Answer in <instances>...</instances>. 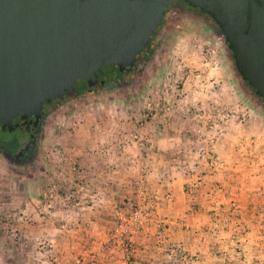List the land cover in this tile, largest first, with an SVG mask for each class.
Instances as JSON below:
<instances>
[{
	"label": "crops",
	"instance_id": "0c3cea01",
	"mask_svg": "<svg viewBox=\"0 0 264 264\" xmlns=\"http://www.w3.org/2000/svg\"><path fill=\"white\" fill-rule=\"evenodd\" d=\"M190 10L180 6L176 15L182 23L173 28L175 51L202 43L206 32L217 34V63L175 52V65L182 58L189 68L186 97L170 100L174 112L164 120L145 115L142 98L155 86H123L130 92L124 98L83 106L74 134L61 139L68 143L56 167L47 165L40 181L11 182L9 202L0 197V264H264V172L258 176L257 167L245 164L256 154L258 121L242 122L233 58L216 27ZM192 24L185 38L182 28ZM208 78L215 90L199 84ZM231 93L232 107L224 100ZM135 104L141 112L130 114ZM198 111L217 115V129L203 126L205 140ZM206 148L215 149L213 162L201 154ZM145 204L153 206L156 222L118 237V215Z\"/></svg>",
	"mask_w": 264,
	"mask_h": 264
},
{
	"label": "water",
	"instance_id": "95a60500",
	"mask_svg": "<svg viewBox=\"0 0 264 264\" xmlns=\"http://www.w3.org/2000/svg\"><path fill=\"white\" fill-rule=\"evenodd\" d=\"M178 1L211 18L238 73L264 101V0H0L2 128L39 119L78 81L97 87L104 67L130 71Z\"/></svg>",
	"mask_w": 264,
	"mask_h": 264
},
{
	"label": "rangeland",
	"instance_id": "374dc122",
	"mask_svg": "<svg viewBox=\"0 0 264 264\" xmlns=\"http://www.w3.org/2000/svg\"><path fill=\"white\" fill-rule=\"evenodd\" d=\"M179 5L183 7H187L189 11H191L190 9H193V11L194 10L199 11V10H196L190 7L186 3H183L182 1L175 3L170 8L163 25L159 28L157 32L154 42L151 44L145 56L140 60V65L138 66V69L136 70V72H134L132 82L129 85V86H134V87H138V86L145 87L146 85V88L155 86L154 89L155 88L158 89L159 92L161 93V99H159L160 100L159 103L161 102L162 104L168 101V97L166 96V94H163L164 91L175 80H178V83L180 84V87H181V92L174 94V97L172 99L176 97V99H179V103L185 101V97H186V94H184L185 88H186L185 80H186V73L188 72L189 68H187V66L185 65L186 63L184 62V59L182 60V58L179 60V64L175 65L173 57L175 56L176 51L179 50L181 54H185V55H191L193 53H198L202 55L203 57H207L208 60L212 64L217 63L220 57L219 54H221V51H220L218 53V56L215 59H211L208 56L207 51L209 49L217 47L218 37H217V34L215 35V34H211L207 32L201 35V37L203 38L202 43L199 42L198 44H196V42L192 43L191 41L190 45L188 46L182 47L179 45L178 49L175 51V48H176L175 40L177 39V36H176V33L173 32V28L177 26L178 22L182 23V21H179V18H177L176 16L177 14L180 13ZM188 13H189V16L192 15L191 12H188ZM182 15H183L182 16L183 19L186 20L187 22V20H189V16H187L186 13H183ZM200 15H203V17H205L207 22H211L212 25L215 26L210 17H208L202 12L200 13ZM201 24L202 23H200L197 26V29H199V31H197L198 34L200 33V29H202L201 31H203L204 33V29L200 28ZM186 28H182L183 30H185L184 31L185 38L189 32L193 31L195 27L192 24V26L188 27V29ZM218 34H220V36L223 38L219 30H218ZM197 45L199 47H197ZM226 48H227V45H226ZM228 53H230L229 50H228ZM218 68L223 70L224 74H226L227 80H229V78L233 75L229 73V71L227 72L224 66L219 65ZM214 69H215V66L212 67V69L211 67L209 68V70H214ZM233 70H234V78L237 79L238 74L235 70V66H233ZM197 71L200 72L201 70H197ZM151 76L157 77L158 80L153 82L151 79ZM104 79L106 81H109L107 77ZM231 79H233V76L231 77ZM203 80L204 81L199 82L201 86H204L210 83L209 85L212 87V89L214 90L216 89V86L218 84L212 83L213 80L211 78L207 79L208 81L207 83L205 79ZM225 85L233 86L234 85L233 80L231 83H225ZM128 91L129 90L124 91L121 87L111 89V90L110 89H100L94 92L89 91L88 88H85V90H83L82 92L83 93L82 95L76 94L71 97L68 96L67 99L62 101L58 106L54 107L49 112V116L43 124V129H42L40 141L38 144V150L31 162H28L25 164H19V165L12 163L10 159L7 158L0 151V183L2 184L0 186V189L1 190L4 189L2 193L0 190V197L1 198L3 197L2 201L9 202V199H11V194L9 191V185L11 184V182L31 183V181H35V182L38 180L40 181V178H42L41 172L45 170V167L47 165L56 167L58 152L62 151L64 149L63 145L65 146L68 143V141L62 142L61 139H65V137L70 136L71 134H74V130H73L74 124L73 123H75V120L78 119L80 111L84 108L83 106L86 105L89 107L92 103L99 102L100 99L104 100L105 98H111V97L120 100L124 98V95H126L127 93L128 94L130 93ZM154 91L155 90H153V93H152V91L149 90L148 94L145 93V97L142 98V101H144V103L146 102L145 103L146 105L145 115L147 119L149 118L148 116L151 115V111L148 110V104L149 103L159 104L157 103L158 97L154 95ZM227 91L229 92L230 90H227ZM235 95H236L235 100L236 102H238L240 109H242L241 113L238 114L241 117L242 122L245 121L244 119H246L245 123L246 122L249 123L251 119L258 121L259 126H257L256 130L259 134L257 135V137L255 136L256 141L252 145L253 147H256V154L253 155V158L251 159V161L247 160L245 164L248 166V168H251V169H253V166L257 167V170L259 172L258 176H259L261 175V173L264 172V138L263 137L261 138L260 136V135L264 136V121H263L264 103L260 99H258V97L254 95V93L242 81H241V89L236 88ZM155 98L157 99V101H153ZM224 100H226V103H228L232 107L233 93L226 95ZM133 102L135 103V101ZM161 103L160 105H162ZM128 108H129L130 114L132 113V111L136 113L138 111L141 112V110H139L136 104L129 105ZM130 114L129 116L131 117ZM209 114L213 117L211 119L209 118V120L206 122L205 117L208 116ZM161 115L162 117H159V118H162V120L169 118V115H164V114H161ZM196 115L198 118L197 122H199L200 126L202 125L198 134L199 136L202 137L201 139L205 140L206 132L203 126L207 127L210 131L217 129L214 124L215 122L214 116H217V115L216 114L214 115L213 113L211 114L209 111L208 112L198 111ZM224 121L226 122L227 119H224ZM262 121L263 123H261ZM224 128L227 129L228 124L227 126H224ZM21 135L22 134L18 130L15 132L0 130V145H4L7 148H9V151H12L13 150L12 148L16 147V145L14 144V141L15 140L22 141ZM48 155H50V157H48ZM74 165L75 164L72 162L71 163L72 172H73Z\"/></svg>",
	"mask_w": 264,
	"mask_h": 264
},
{
	"label": "built area",
	"instance_id": "2783aa9c",
	"mask_svg": "<svg viewBox=\"0 0 264 264\" xmlns=\"http://www.w3.org/2000/svg\"><path fill=\"white\" fill-rule=\"evenodd\" d=\"M208 56L211 59H215L218 56L219 48L215 47L212 49H209L207 51ZM181 92L180 84L178 83V80H175L172 84H170L163 94H166L168 97V102L166 106H162L160 104H148V110L151 112H155V117L159 118L162 117L161 114L164 115H170L174 111L173 105L170 104V100L174 97V94ZM173 94V95H172ZM154 95L158 97V99H161V93L158 89L154 91ZM163 112V113H161ZM153 115V114H152ZM149 115L148 117L151 118ZM200 138H202L200 136ZM135 140L138 141V137H135ZM201 154L205 156L206 158L210 159V162H213L216 157V153L214 149H203ZM73 170H76V165H74ZM156 222V214L154 211V208L151 204H145L142 206H139L137 208L132 209L128 213H121L118 215V224L117 228L115 230V233L118 237H125L130 234L131 231L136 232H144L147 229L151 228V226Z\"/></svg>",
	"mask_w": 264,
	"mask_h": 264
},
{
	"label": "flooded vegetation",
	"instance_id": "af4514ba",
	"mask_svg": "<svg viewBox=\"0 0 264 264\" xmlns=\"http://www.w3.org/2000/svg\"><path fill=\"white\" fill-rule=\"evenodd\" d=\"M178 2H180V1H178ZM136 65H137V59H136ZM134 67L130 70V73L132 72ZM101 78H102V75L99 78V84L102 82ZM83 82H85V81H83ZM77 90H78V85L76 83V91L75 92H77ZM68 96H69V94L67 95V97ZM59 104L60 103H55V104H47L46 103L45 107H44V109L42 111V115H41V117L39 119H37V117H35V116H32L31 118H29L27 120V124L26 125H24L21 128L17 129L22 134L21 135L22 136L21 137L22 141H18L17 147L15 149H13L12 151H9V149L4 151V155L7 158H9L12 163H15V164L19 165V164H22L23 161L29 160L30 157H34L35 156V154H36V152L38 150V144H39V141H40V136H41V133H42L43 124L46 121V119L48 118L49 112L51 111V109H53L56 105H59ZM0 130L8 131L7 129H3L1 125H0ZM32 138H33V142L34 143L30 144V140ZM26 147H29V149L26 150V151H23L24 148H26Z\"/></svg>",
	"mask_w": 264,
	"mask_h": 264
},
{
	"label": "trees",
	"instance_id": "16d2710c",
	"mask_svg": "<svg viewBox=\"0 0 264 264\" xmlns=\"http://www.w3.org/2000/svg\"><path fill=\"white\" fill-rule=\"evenodd\" d=\"M183 3H185L184 1H182ZM175 4V3H174ZM173 4V5H174ZM187 4V3H186ZM171 5L169 7V9H167L166 13H165V17H164V20L162 22V25L166 19V16L168 14V11L170 10V8L173 6ZM188 5V4H187ZM213 22V21H212ZM213 24L216 26V28L219 30V28L217 27V25L213 22ZM161 25V26H162ZM220 31V30H219ZM157 35V34H156ZM156 35L155 37L152 39V41L149 43V46L148 48L144 51V54H142L141 56H138L137 57V65L134 67V69L132 70V72L130 73V71L128 70H125V71H120L119 69V66L117 65H114V66H108V67H104L102 69V81H105V84L102 85L101 83L97 86V87H89L88 84L86 82H83V81H79L77 82V85H78V90L77 92H74V93H70L69 96H73V95H82L83 93V90H85V88H88L89 91H98L100 89H113L115 87H123V86H127V85H130L131 82H132V79H133V76H134V72H136V70L138 69V66L140 65V60L145 56L146 52L148 51V49L150 48L151 44L154 42L155 38H156ZM232 56V55H231ZM233 58V57H232ZM233 62H234V59H233ZM234 66H235V63H234ZM235 70L238 74V76L241 78V81L255 94V91L249 86V84L241 77V75L238 73L237 69H236V66H235ZM108 78L109 81H106L104 78ZM258 99H260L263 103L264 101L258 97ZM58 106V105H56ZM55 106V107H56ZM17 143H18V140H15L14 141V144L16 145L17 147ZM15 147V148H16ZM15 148H12V149H15ZM9 148H7L6 146L4 145H0V151L4 154V151L7 150ZM34 157H30L29 160H25L22 162V164H25V163H28V162H31L33 160Z\"/></svg>",
	"mask_w": 264,
	"mask_h": 264
}]
</instances>
